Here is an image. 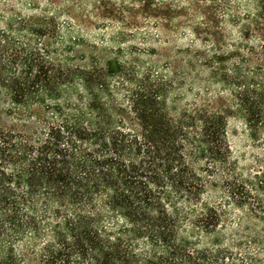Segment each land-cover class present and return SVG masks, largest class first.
Instances as JSON below:
<instances>
[{"label":"trees","instance_id":"16d2710c","mask_svg":"<svg viewBox=\"0 0 264 264\" xmlns=\"http://www.w3.org/2000/svg\"><path fill=\"white\" fill-rule=\"evenodd\" d=\"M246 2L247 44L188 57L185 95L199 91L175 111L171 76L119 57L57 64L53 15L0 28V264H264L216 237L225 206L206 200L219 186L264 225V164L236 173L232 108L212 96L231 93L264 150V0Z\"/></svg>","mask_w":264,"mask_h":264},{"label":"rangeland","instance_id":"374dc122","mask_svg":"<svg viewBox=\"0 0 264 264\" xmlns=\"http://www.w3.org/2000/svg\"><path fill=\"white\" fill-rule=\"evenodd\" d=\"M251 12L246 0H0V28L17 15H53L59 29L49 48L57 64L70 70L85 66L89 59L103 63L119 57L136 70L171 76L176 81L170 102L175 111L193 102L199 91L196 84L185 95V60L205 50L211 54L215 48L228 54L236 45L247 44L242 28ZM205 38H209L207 46L201 41ZM212 96L223 97L232 108L228 141L236 173L244 177L254 174L264 164L260 142L251 136L229 91L215 85ZM206 200L225 206L224 225L216 237L234 250L264 260V225L247 210L227 202L219 186L209 187ZM201 240L207 245L215 237Z\"/></svg>","mask_w":264,"mask_h":264}]
</instances>
